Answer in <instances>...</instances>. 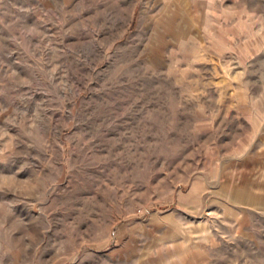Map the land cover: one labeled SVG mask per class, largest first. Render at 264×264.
<instances>
[{
  "label": "rangeland",
  "instance_id": "obj_1",
  "mask_svg": "<svg viewBox=\"0 0 264 264\" xmlns=\"http://www.w3.org/2000/svg\"><path fill=\"white\" fill-rule=\"evenodd\" d=\"M0 264H264V0H0Z\"/></svg>",
  "mask_w": 264,
  "mask_h": 264
}]
</instances>
